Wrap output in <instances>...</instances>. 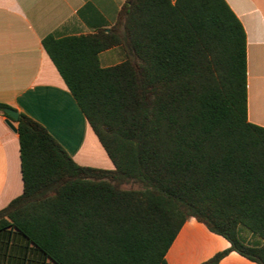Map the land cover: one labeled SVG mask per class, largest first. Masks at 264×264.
Returning a JSON list of instances; mask_svg holds the SVG:
<instances>
[{"label":"trees","instance_id":"1","mask_svg":"<svg viewBox=\"0 0 264 264\" xmlns=\"http://www.w3.org/2000/svg\"><path fill=\"white\" fill-rule=\"evenodd\" d=\"M43 46L114 169L77 164L20 113L24 191L0 230L56 264H168L194 218L230 244L203 264H264V128L248 121L247 37L225 0H127L108 32ZM114 46L126 60L102 67Z\"/></svg>","mask_w":264,"mask_h":264},{"label":"crops","instance_id":"2","mask_svg":"<svg viewBox=\"0 0 264 264\" xmlns=\"http://www.w3.org/2000/svg\"><path fill=\"white\" fill-rule=\"evenodd\" d=\"M173 4L177 0H170ZM247 37L248 121L264 128V0H225ZM127 0H0V103L43 125L81 166L114 164L43 46L56 38L109 30ZM102 67L127 58L122 46L100 53ZM0 113V211L24 191L20 143ZM230 247L196 219L181 228L168 264H203ZM0 264H56L17 228L0 230ZM218 264H257L236 252Z\"/></svg>","mask_w":264,"mask_h":264},{"label":"water","instance_id":"3","mask_svg":"<svg viewBox=\"0 0 264 264\" xmlns=\"http://www.w3.org/2000/svg\"><path fill=\"white\" fill-rule=\"evenodd\" d=\"M109 30H107L108 32ZM5 112L9 115L10 119L7 120V123L9 124V126L14 130L16 131V128H15V125H14V122L18 120L19 118V113L14 110V109H11V108H7L5 109Z\"/></svg>","mask_w":264,"mask_h":264},{"label":"rangeland","instance_id":"4","mask_svg":"<svg viewBox=\"0 0 264 264\" xmlns=\"http://www.w3.org/2000/svg\"><path fill=\"white\" fill-rule=\"evenodd\" d=\"M125 188H130V185H126Z\"/></svg>","mask_w":264,"mask_h":264}]
</instances>
